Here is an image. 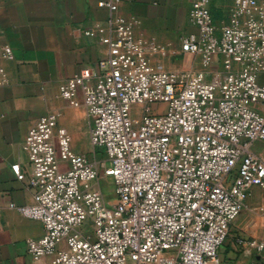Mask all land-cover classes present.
I'll use <instances>...</instances> for the list:
<instances>
[{
  "label": "built area",
  "instance_id": "obj_1",
  "mask_svg": "<svg viewBox=\"0 0 264 264\" xmlns=\"http://www.w3.org/2000/svg\"><path fill=\"white\" fill-rule=\"evenodd\" d=\"M216 1L192 0L196 32L180 43L183 54L200 58L193 70L154 65L166 46L137 37L139 22L118 14L120 0L99 3L110 13L100 38L107 58L67 80L60 94L84 108L91 144L105 148L107 160L76 153L54 113L30 128L23 150L32 174L26 178L20 164L12 169L35 192V203L18 210L44 226L41 239L27 242L35 260L224 264L221 249L252 188L264 192V156L253 151L264 143V1L229 0L218 21ZM12 58V48L0 45V87L9 83L3 63ZM159 104L165 107L154 114L151 105ZM102 172L115 184L110 203ZM238 245L251 264H264V241Z\"/></svg>",
  "mask_w": 264,
  "mask_h": 264
},
{
  "label": "crops",
  "instance_id": "obj_2",
  "mask_svg": "<svg viewBox=\"0 0 264 264\" xmlns=\"http://www.w3.org/2000/svg\"><path fill=\"white\" fill-rule=\"evenodd\" d=\"M106 1L0 0V45L13 50L12 60L3 63L9 83L0 87V264H52V257L35 260L28 251V240L41 239L45 230L41 222L18 210L35 203V192L12 167L20 164L30 177L23 144L30 128L50 113L71 135L73 150L84 154L90 121L83 107L75 108L61 97L60 87L86 68L97 69L99 61L107 58L108 48L100 38L107 35L110 13L99 7ZM191 4L192 0H120L118 14L138 20L137 37L166 46L165 53L152 58L156 66L193 70L199 68V57L183 54L180 43L182 36L196 32L188 19ZM229 5V0L213 4L216 21L224 18ZM97 27L101 28L97 37L86 35ZM83 96L81 90L79 102ZM260 191L253 188L251 194ZM223 260L225 264V256Z\"/></svg>",
  "mask_w": 264,
  "mask_h": 264
},
{
  "label": "rangeland",
  "instance_id": "obj_3",
  "mask_svg": "<svg viewBox=\"0 0 264 264\" xmlns=\"http://www.w3.org/2000/svg\"><path fill=\"white\" fill-rule=\"evenodd\" d=\"M231 5L232 4L230 2L228 9ZM200 68L201 66L199 64L198 69ZM258 82L260 85H264V74L259 76ZM151 107L153 109V113L157 114L160 110L164 109L165 106L159 104L153 106L151 105ZM253 151L264 156V143H256L253 147ZM82 153H84V156L92 162L103 163V161L107 160L105 148H94L90 139L88 141H84ZM100 187L108 203L116 199L114 181L112 178L104 176L103 172L100 176ZM253 188L261 190L259 187ZM260 192V195L257 192L254 193L255 196H252V194L249 196L246 209L242 212L241 217L234 222L230 228L228 239L220 252L222 259L223 256L226 258L225 264H244L252 261L251 259L243 256L240 246L238 245V240L257 239L264 241V211H261V208L264 207V192L262 190ZM252 198L255 202H251Z\"/></svg>",
  "mask_w": 264,
  "mask_h": 264
}]
</instances>
